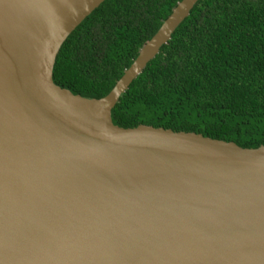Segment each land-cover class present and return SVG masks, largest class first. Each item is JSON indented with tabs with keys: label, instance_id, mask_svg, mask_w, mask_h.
<instances>
[{
	"label": "water",
	"instance_id": "water-1",
	"mask_svg": "<svg viewBox=\"0 0 264 264\" xmlns=\"http://www.w3.org/2000/svg\"><path fill=\"white\" fill-rule=\"evenodd\" d=\"M104 1L0 0V264H264V146L112 123L199 0L177 3L106 96L53 82Z\"/></svg>",
	"mask_w": 264,
	"mask_h": 264
},
{
	"label": "trees",
	"instance_id": "trees-1",
	"mask_svg": "<svg viewBox=\"0 0 264 264\" xmlns=\"http://www.w3.org/2000/svg\"><path fill=\"white\" fill-rule=\"evenodd\" d=\"M181 0H105L67 37L53 82L106 96ZM112 123L264 146V0H199L131 83Z\"/></svg>",
	"mask_w": 264,
	"mask_h": 264
}]
</instances>
